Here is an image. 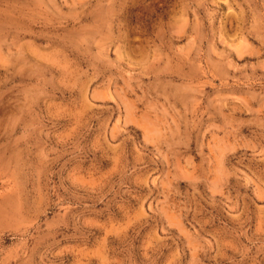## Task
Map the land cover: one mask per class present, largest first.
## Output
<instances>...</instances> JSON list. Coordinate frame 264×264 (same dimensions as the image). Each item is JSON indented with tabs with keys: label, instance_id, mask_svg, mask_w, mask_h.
Listing matches in <instances>:
<instances>
[{
	"label": "rangeland",
	"instance_id": "1",
	"mask_svg": "<svg viewBox=\"0 0 264 264\" xmlns=\"http://www.w3.org/2000/svg\"><path fill=\"white\" fill-rule=\"evenodd\" d=\"M0 264H264V0H0Z\"/></svg>",
	"mask_w": 264,
	"mask_h": 264
}]
</instances>
